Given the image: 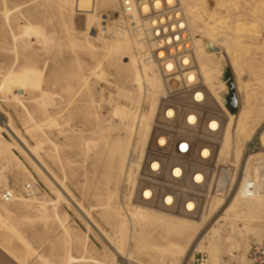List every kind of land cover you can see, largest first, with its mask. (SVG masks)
<instances>
[{
    "label": "rangeland",
    "instance_id": "374dc122",
    "mask_svg": "<svg viewBox=\"0 0 264 264\" xmlns=\"http://www.w3.org/2000/svg\"><path fill=\"white\" fill-rule=\"evenodd\" d=\"M71 1L67 0L59 4L58 0H0V126L5 127V123L11 121L29 147H36L37 143L41 142L36 151V159L46 165L49 172L64 184V189L70 197L81 204L86 220L94 228L109 231L108 226L100 218L99 209L102 193L106 191L104 176L109 165L108 147L114 137L123 136L120 131L113 129L120 124V120L111 114L112 107L117 103L127 105L128 101L124 95L123 97L122 94L119 95L118 90L121 93L124 90L131 91V87H134L127 80L129 74L124 64L129 61L130 55L126 52L114 54L110 59L113 66L105 62L104 77L89 76L87 87L80 84L78 76L82 73L87 75V66L94 61L96 54L102 51L104 43L124 17L119 7V0H97V6L91 0H78L75 10L71 8ZM189 1L195 7V14L199 16L193 26L190 24L192 30H195L193 36L202 37L206 41L214 37V40L212 39L214 51L224 55L228 63L224 73L228 87L226 107L232 113L238 111L241 99L229 65L231 52L232 56L235 54L238 62H242L240 63L242 80L252 89L251 101L255 104L254 116H257L255 119L259 124L256 134L258 136L259 131L264 129V0ZM187 19H189L188 14ZM241 22L248 24L247 29L235 34L236 24ZM27 23H31V27L27 31H22L23 25ZM105 24L109 26L108 33L93 39L101 30H107L103 28ZM35 30L42 31L43 36L34 32ZM210 32L213 36H210L212 35ZM219 36L228 37L230 54L219 42ZM234 39L239 41L236 42ZM88 40L93 42L96 49L93 53L85 49ZM244 61H248L250 65L248 62L243 63ZM25 68H35L42 72L39 85L35 87L34 83L31 85L17 78L6 80L7 71H21ZM11 86L18 93L20 100H16L13 91L10 90ZM41 92H47L50 97L45 101L42 100ZM207 94L206 109L221 114L209 93ZM231 96L236 98L235 106L230 103ZM23 106L32 115V120L27 117ZM158 109L159 103L154 121L158 116ZM50 117L55 119L53 121L55 125L49 121ZM225 120L224 117V122ZM47 122L53 125H48ZM33 123L37 124V129L35 124L32 126ZM14 138L13 134L0 130L1 175L3 174L8 180L7 184L14 194L21 193V187L26 183L37 185L40 193L35 194L39 199L30 200L27 204L15 200L5 205L11 212L8 221L12 223L14 229H6L0 224L2 245L10 249L22 264L23 262L24 264H64L63 258L67 249L74 256L81 255V243L87 235L90 253L95 257H102L107 246L105 240L94 228L92 230L87 228L83 213L81 214L73 204L57 199L47 179L38 171L33 161L35 159L16 147ZM1 163H7L9 169L1 168ZM120 177L118 173L114 201L115 204L122 206L118 193ZM1 185L0 183V204L3 203L1 194L6 191ZM50 199L54 200V204L46 203L47 208L42 211L39 207L40 202ZM133 204L137 203L133 202ZM140 206L147 207L141 204ZM254 208V203L240 201L236 213L232 214L230 220L224 224L217 222L219 215L222 214V211H219L195 237L181 264H184L183 261L194 251L208 253V243L205 239L210 235L211 228L217 227L220 232L219 264H244L250 246L264 239V213L254 216L250 212ZM154 210L189 220L200 218L162 209ZM56 217H59L64 224H60ZM64 225L70 236L68 243L65 241L67 235ZM148 230L150 234H155L157 228L151 226ZM131 259L145 264V260L140 256ZM117 262L124 264L128 260L124 256ZM80 264H90V262Z\"/></svg>",
    "mask_w": 264,
    "mask_h": 264
},
{
    "label": "bare ground",
    "instance_id": "6f19581e",
    "mask_svg": "<svg viewBox=\"0 0 264 264\" xmlns=\"http://www.w3.org/2000/svg\"><path fill=\"white\" fill-rule=\"evenodd\" d=\"M58 1L59 4H63L67 0ZM91 1L96 3L97 6V0ZM188 1L189 0H131L133 10L129 13H124L119 0V7L122 11L121 13L124 17V20H122L121 24H119L118 27L114 29L112 35L104 43L102 51L96 54L94 61L87 66V75L83 73L80 75V72L78 73L80 84L84 87H87L90 80L89 76L92 78L104 77L105 72L103 70V65L105 62L109 66H113V63L110 59H112L114 54L126 52L130 55L129 61L124 62V64L126 65L129 74L127 80H129V83H131L134 87H131V91L124 90L125 92L121 89V93L118 90L119 95L122 94V97L124 95V98L128 101L127 105L117 103L112 107L111 114L120 120V124L114 126L113 129L120 131L123 136L118 135L114 137L111 140L110 146H107L109 151V165L107 174L104 176L106 191L102 193V201L100 203L101 208L99 209L101 210L99 213L100 218L105 223V225L108 226L109 231H106L105 229L102 230L98 227L94 228L92 224L86 220V215L84 216V208L81 206V204L77 200H73V198L70 197L68 192L64 189V184L54 174L52 175L49 172L46 165L40 162L38 158L36 159V151L40 147L41 142L37 143L36 147H29L26 144L23 136H21L18 130L15 129L11 121L5 123V127L0 126V130H5L6 132L11 133V135H14L16 147L25 151V153L31 156V158L33 157V159H35L33 161L35 162L38 171L45 177V179H47L48 184L52 191L56 194L57 199H63L67 204H73L81 212V214L83 213L87 228L90 230L94 228L95 231H97L101 235L102 239H104L107 243L106 251L103 252L104 255H102V257H95L90 253L89 239L88 236L85 235L81 243V255L74 256L67 249L63 258L64 264H80L82 262H90V264H118L117 260L124 256L127 257L129 262L134 261V263L137 262L131 258L134 256H140L145 260V264H181L183 257L185 256L191 244L194 242L195 237L200 233L201 230L205 228L207 223L219 213V211H222V214L219 215L217 222H223V224L226 223L227 220H230V216L232 214L236 213L240 201L254 203L255 208L250 211L254 216H259V214L264 213V198L258 196L242 198L239 193H235L227 200H223L221 197L213 198L207 206L206 212L202 214L198 220L174 217L170 216L169 214H164L163 212L159 213V211L155 212V210L152 208L140 206V204H133L132 202H128L125 207L115 204L116 202L114 201V198L117 191L115 186L118 173L120 177L125 168L127 155L132 149H136L137 152L140 153L143 152V149L152 132L159 99L163 91L162 78L156 69L155 63L149 60V56L151 55L152 51L157 49V44L154 41H151L152 38H150V36L152 33H150L149 30L154 24H156L157 21H174V26H171V28L169 26L168 30L175 31V29H180L184 33L182 36L187 35L191 38V51L196 61V69L191 74H189L188 80L192 81L198 77L202 81V83L206 86L211 99L214 101L218 110L226 119L224 122L222 139L220 140V146L218 150L219 157L230 158L235 165H239L243 159V153L247 147V142L255 137L260 142V149L256 152L254 157H261L264 155V129L259 131L258 136L256 135L259 124L258 121L256 123L255 118L257 116H254L255 104L251 101V97L253 96L251 93L252 91L250 92L252 89H250L247 82L242 80V68L240 65L242 62H238L239 60L236 58L235 54L232 56L231 52V60L228 57V60L231 61L229 62V65H231L233 76L235 78L236 90L241 99V106L239 107L238 111L236 113H232L226 107L225 98V95L228 93V87L224 80V73L228 67V63L224 55H222L220 52L214 51V37L212 38L213 40L210 38L206 41L202 37L195 38L193 36V32L195 30H192L191 26L195 24L194 22L199 16L197 17L194 10L195 7L189 3L190 1ZM77 2L78 0L71 1V8L73 10L76 9ZM162 5L174 8L163 12L158 16H152L151 14H153L154 11H159ZM187 14L189 15V19H187ZM153 18H156V20H153ZM222 22H219V24H222ZM31 25V23L24 24L22 31H27ZM247 25L248 24L245 22L237 23L235 28L236 30L234 29L235 34L236 32L238 33L239 31L247 29ZM108 27L109 26H106L105 24L103 28H107V30H101L99 35L93 39H98L99 37L106 35L108 33ZM30 30L32 29L30 28ZM34 32H37L40 36H43L42 31L39 32L35 30ZM213 32L215 31L213 30ZM202 34L206 35V33ZM210 36H213V34ZM234 38L236 37L234 36ZM235 41L237 42L239 40L237 39ZM219 42L225 47L226 52L230 54V42H228V37L219 36ZM85 49L90 53L96 51L93 42L89 40L86 42ZM231 49L233 50V48ZM239 52H241V50ZM155 53L158 56L162 55L161 51L155 50ZM124 57L127 58L125 55ZM242 58L244 57L242 56ZM76 61L78 60L76 59ZM186 61V59L183 60L184 63ZM245 62L248 61H244L243 63ZM248 64L250 65L249 62ZM171 66V63L166 65L167 69H170ZM195 74H197V76ZM5 78L7 81L10 78L21 79L23 82H28L31 85L34 83V86L36 87V85H39L42 80V72L35 68H25L21 71H7L5 73ZM10 90L13 91L16 100H20L18 93L13 89L12 86ZM49 97L50 96L47 92H41L40 98L42 100L45 101ZM20 103L22 104V101ZM23 108L28 115L27 117L32 120V115L28 112V110H26L24 106ZM168 114H171V112H168ZM34 119L35 118H33V120ZM190 119H192V117H190ZM49 121L53 122L55 119L50 117ZM34 124L35 128L37 129L36 123H33L32 126H34ZM55 124L56 123H54V125ZM216 124L217 123L213 121L210 125L215 126ZM48 125L53 124L49 123ZM87 143L88 142H86V145H88ZM90 144L95 143L90 142ZM1 168H5L6 170L9 169L7 163H1ZM1 173L2 171H0L1 186L13 193L7 184L8 180L3 174L1 175ZM26 185L30 184L26 183L24 186L22 185L23 187L20 186L21 193H13V199L11 201H3V203L0 204V224L5 226L6 229H14L12 223L10 224L8 221L11 212L5 206L7 203L18 200L23 204H27L30 200L39 199V197L35 196L33 192H26ZM46 203L54 204V200L50 199L49 201L46 200L45 202H40L39 207L42 209V211L46 210ZM57 219L60 224H64L59 217ZM223 224L220 223V225ZM151 226L157 228L155 234H150L148 227ZM63 227L65 234L67 235L65 237V241L68 243L70 236L68 234L67 227L65 225ZM219 233L218 227L211 228L210 235L207 237V239H205V241L208 243L207 256L211 264L220 263V249L218 243ZM12 253L13 252H11L10 249L4 247L0 242V264H22V262Z\"/></svg>",
    "mask_w": 264,
    "mask_h": 264
},
{
    "label": "built area",
    "instance_id": "2783aa9c",
    "mask_svg": "<svg viewBox=\"0 0 264 264\" xmlns=\"http://www.w3.org/2000/svg\"><path fill=\"white\" fill-rule=\"evenodd\" d=\"M120 2L124 13L133 10L131 0ZM172 8L162 5L151 15L158 16ZM173 22L157 21L149 30L151 41L157 44L155 50L162 52L158 56L153 50L149 60L155 63L162 78L163 91L143 152L132 149L127 155L118 187L122 206L134 202L198 218L213 198L227 200L235 193L242 198H264V155L254 157L260 149L258 139L247 142L239 165L230 158L219 157L224 117L206 109L208 91L202 81L198 77L188 80L196 69L191 38L182 36L180 29L168 30ZM169 63L172 66L167 69ZM213 121L215 126L210 125ZM27 191L40 193L35 184L26 185ZM1 199L11 201L13 193L3 191ZM183 262L211 264L204 251H194ZM244 264H264V239L250 246Z\"/></svg>",
    "mask_w": 264,
    "mask_h": 264
},
{
    "label": "water",
    "instance_id": "95a60500",
    "mask_svg": "<svg viewBox=\"0 0 264 264\" xmlns=\"http://www.w3.org/2000/svg\"><path fill=\"white\" fill-rule=\"evenodd\" d=\"M226 95H225V98H226ZM230 103H231L232 106L236 105V98L234 96H231Z\"/></svg>",
    "mask_w": 264,
    "mask_h": 264
}]
</instances>
